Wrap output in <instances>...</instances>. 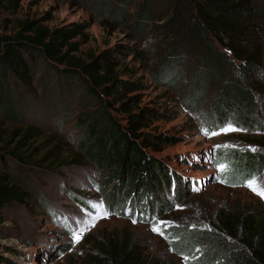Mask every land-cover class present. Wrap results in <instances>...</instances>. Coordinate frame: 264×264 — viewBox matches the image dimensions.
Here are the masks:
<instances>
[{"label":"trees","instance_id":"16d2710c","mask_svg":"<svg viewBox=\"0 0 264 264\" xmlns=\"http://www.w3.org/2000/svg\"><path fill=\"white\" fill-rule=\"evenodd\" d=\"M64 1L81 7L91 3ZM5 2L15 9L20 0H0V5ZM122 19L118 15V21ZM131 22L132 40L141 43L148 36L157 39L140 53L142 62L153 59L148 62L152 82L175 92V101L191 115L200 132L219 131L229 125L246 132L241 147L214 150L213 164L223 168L220 180L240 186L263 174V6L258 7L256 0H141ZM19 25L16 33L0 41V113L5 119L23 121L25 103L36 98L40 87L48 88L42 101L50 107L58 106V114L74 111L63 97L76 98L81 109L76 123L80 136L73 162L86 161L102 171L107 182L126 192L127 201L114 205V212L142 220L161 214L158 202L153 208L155 197L165 196L172 202L171 194L179 191L175 183L180 177L152 150L159 151L176 138L147 128L164 119L166 112L151 107L135 109L140 95L128 94L144 85L120 76L114 60L119 54L108 50L86 57L80 53V42L75 39L87 37L82 24L51 28L27 20ZM126 48L136 53L132 46ZM147 50L154 52L153 57L146 55ZM185 64L192 69V79L184 94L181 89L188 80H180L179 67ZM40 66L42 74L35 83ZM125 68L130 70L129 66ZM55 99L61 100L59 105H55ZM38 134L33 125L14 129L3 145L8 153L0 158L19 162L22 171L38 164L33 159L38 149L26 150ZM58 148L50 150L47 158L58 156ZM24 184L27 182L20 171L12 173L5 163L0 165V223L5 220L6 207L25 204L29 198ZM212 222L206 251L197 264H264L262 209L235 202ZM83 262L160 264L154 257L142 256L127 229H118L116 237L98 243L95 256ZM0 264L24 263L0 252Z\"/></svg>","mask_w":264,"mask_h":264},{"label":"rangeland","instance_id":"374dc122","mask_svg":"<svg viewBox=\"0 0 264 264\" xmlns=\"http://www.w3.org/2000/svg\"><path fill=\"white\" fill-rule=\"evenodd\" d=\"M140 1L91 0L88 7H81L64 0H20L15 9L5 2L0 5V41L16 33L21 21H39L51 28L78 22L87 34V37L75 39L80 42L83 56L101 55L108 50L119 54L114 60L118 62L116 70L120 76L140 80L144 85L141 90L128 94L129 97L140 95L135 109L151 107L166 112L164 119L152 123L147 130L176 138V142L152 151L178 172L180 179L175 184L179 191L171 194L172 202L165 196H156L153 208L158 202L162 213L147 220L114 212V205L127 201L126 192L107 182L103 172L86 161L75 163L72 160L78 153L76 144L80 136L76 126L81 111L78 100L68 95L67 99L63 97L62 101L70 102L74 111L58 114V106L50 107L42 101L48 88L40 87L34 95L36 98L25 103L23 121L5 119L0 113V155L8 153L3 145L14 129L33 125L39 132L26 149L32 152L38 149L33 156L38 164L33 163L22 171L19 162L9 161L5 156L0 158V165L5 163L12 173L20 171L29 192L25 204H12L4 210L5 220L0 223V252L6 257L24 264H84V259L95 256L98 243L116 237L118 229H127L144 258L154 257L160 264H197L206 251L210 224L218 213H223L235 202L258 207L264 212V198L246 184L223 183L219 178L221 167H215L212 161L216 148L244 145L241 137L244 135V138L246 132L236 128L235 131H215L218 133L215 136L212 132L207 135L200 132L191 115L175 101V92L152 82L149 63L153 59L142 62L140 53L145 46L152 47L157 39L148 36L146 41L138 43L129 36V25ZM256 2L258 7L264 8V0ZM118 15L123 18L120 22ZM262 39L264 41V33ZM127 45L136 53L128 51ZM146 52L153 57V51ZM126 66L130 67L129 71ZM40 68L35 83L42 74ZM179 69L180 80H188L181 89L185 94L191 85L192 69L186 64ZM59 101L55 99V105H59ZM260 112L264 117V97ZM58 145V156L47 158V153ZM253 180L257 187L264 189V173ZM101 203L112 213L107 219L97 217L98 211L103 210L94 205ZM93 223L95 227H91ZM156 224L163 236L151 230ZM84 228L91 230L74 245L73 233ZM205 233L206 239H203Z\"/></svg>","mask_w":264,"mask_h":264},{"label":"snow or ice","instance_id":"6c2138e0","mask_svg":"<svg viewBox=\"0 0 264 264\" xmlns=\"http://www.w3.org/2000/svg\"><path fill=\"white\" fill-rule=\"evenodd\" d=\"M204 131V133L207 135L208 134V130L207 129H202ZM236 129L234 127H232L231 125H229L228 127H225L223 129H221V131L223 132H228V131H235ZM218 133H216L215 131H213L211 133V135L215 136L217 135ZM223 170V168L221 169ZM247 187H249L255 194L259 195L261 198H264V189H261L259 187L256 186V181L255 180H249L246 185ZM95 208L97 209H102L103 211L102 212H99L97 213V217L99 219H107L110 217V215L112 214L107 208H105V206L101 203V204H96L94 205ZM97 217H93L92 219L93 220H96ZM133 223H136L135 220L132 221ZM163 223V222H161ZM91 227H95V223H93L91 225ZM91 229L90 228H84V229H81L79 232H76V233H73V244H78L84 234L87 232V231H90ZM153 232L159 234V235H164V233L161 231L160 229V226L159 224H156V225H153L152 229H151ZM185 259L187 260L188 258L185 257Z\"/></svg>","mask_w":264,"mask_h":264},{"label":"bare ground","instance_id":"6f19581e","mask_svg":"<svg viewBox=\"0 0 264 264\" xmlns=\"http://www.w3.org/2000/svg\"><path fill=\"white\" fill-rule=\"evenodd\" d=\"M31 264H36L35 262H32Z\"/></svg>","mask_w":264,"mask_h":264}]
</instances>
